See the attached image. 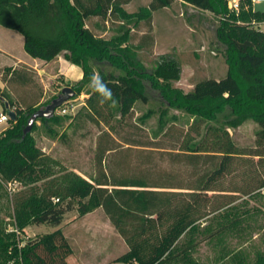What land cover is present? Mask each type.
<instances>
[{"label":"trees","instance_id":"16d2710c","mask_svg":"<svg viewBox=\"0 0 264 264\" xmlns=\"http://www.w3.org/2000/svg\"><path fill=\"white\" fill-rule=\"evenodd\" d=\"M174 1L149 0L138 11L129 12L124 6L131 0H0V26L23 36L29 56L49 62L64 54L82 67L83 78L74 87L73 98L84 92L95 75L92 65L108 61L126 71L116 75L97 70V75L112 90L115 103H99L97 93L90 88L81 105V115L103 124L114 142L162 150L172 163L191 168L190 178L184 181H179L172 171L158 178L136 172L118 174L110 169V162L108 165L104 156L105 151L117 149L108 147L98 156L100 171L91 179L73 171L58 174L33 132L41 120L53 133L54 125L62 124L66 116L38 118L32 131L24 136L29 116L52 99L42 101L40 93L29 102L13 100L0 88L4 111L9 108L15 111V118L10 117V125L0 133V184L18 183L23 187L12 197L14 218L20 229L28 224L59 226L75 204L80 215L102 207L129 245V250L116 258V262L172 264L190 248L179 250L181 238L196 228L199 221L229 205L230 201L218 204L211 201V192L223 190L217 185L232 170L234 159L264 158V30L257 26L264 22V13L255 11L251 2L244 8V0L239 12L228 7V0H183L219 19L217 36L226 45L229 64L224 76L203 78L184 92L172 86L183 73L177 54H159L154 70L148 72L135 58L141 45L122 47L130 36L127 26H138L143 21L151 24L153 11ZM90 18L119 23L121 35L108 39L97 34L88 25ZM146 37L153 43L152 35ZM1 78L5 83L15 80L23 86L30 81L24 64L5 65ZM146 78L157 85L169 106L194 115L186 129L178 131L171 125L157 140L139 132L140 125L133 122L134 104L148 101ZM227 107L233 116L226 120V125H219L216 120ZM166 113L164 109L162 116ZM151 114L149 110L140 119L145 121ZM116 116L119 119L114 123ZM249 119L260 126L256 146L241 147L233 141L228 127H238ZM170 136L173 138L169 146L164 145ZM257 177L256 184L245 192L264 186V172ZM72 253V246L60 227L28 240L24 246H19L12 234L0 233V264H69L67 258ZM250 264H264V252Z\"/></svg>","mask_w":264,"mask_h":264},{"label":"rangeland","instance_id":"374dc122","mask_svg":"<svg viewBox=\"0 0 264 264\" xmlns=\"http://www.w3.org/2000/svg\"><path fill=\"white\" fill-rule=\"evenodd\" d=\"M249 2L255 11L264 13V1L244 0L243 7L249 6ZM147 3V0H132L125 9L135 12ZM87 22L97 34L105 38L121 35L119 23L104 22L100 18H90ZM261 23L257 26L264 30ZM218 26L219 19L213 14L197 12L182 5L161 8L153 11L151 24L143 21L138 26H127L130 28V36L122 47L129 45L133 48V45H141L135 58L148 72L154 70L155 59L159 54H177L182 61L183 73L181 79L173 82L172 86L188 92L199 80L219 78L229 70L226 45L217 36ZM148 34L152 35L153 43L147 41ZM0 46L3 49L0 51V72L6 64H24L30 77L29 83L24 86L15 80L8 83L2 81L1 91L10 99L29 102L41 93L42 101H47L57 97L65 86L74 90L83 78L82 67L66 59L64 54L49 62L41 61L32 63L33 66L29 65L24 54L23 37L16 30L0 26ZM92 69L95 75L99 69L116 75L126 73L108 61L97 66L94 64ZM144 84L148 101H137L133 112V122L140 125L139 132L143 136L157 140L171 125L178 131L190 125L193 114L169 106L161 90L150 78H146ZM90 88L88 83L79 97L71 98L66 105L56 109L55 114L66 118L62 124L54 125L55 132L48 131L41 120L37 121L33 135L38 146L51 157L58 174L73 171L91 179L100 171L98 156L102 149L113 147L117 151H105L104 156L108 165L110 162V169L118 174L136 172L158 178L166 171H172L179 181L188 179L191 168L183 163H172L163 154L166 152L114 142L103 124H96L81 115L83 113L79 111ZM64 107L67 109L65 112ZM164 109L167 113L162 116ZM149 110H152L151 116L142 121L140 117ZM2 111L4 106L0 102V112ZM232 116L231 108L227 107L219 114L216 122L226 125V120ZM118 119L116 116L114 123ZM9 125L10 123H0V130ZM259 128V124L253 119L235 128L228 127L233 141L241 147L256 146ZM172 138L167 137L164 145L169 146ZM198 168L202 169V166ZM263 172L264 158L260 160L258 157L243 156L234 159L232 170L217 185L223 190L211 192V201L216 204L230 201L229 205L199 221L196 228L181 238L179 250L185 246L190 248L186 254H179L172 264L255 262L264 252V186L251 192L245 191L256 184L257 176ZM21 188L23 187L18 183L0 184V233L12 234L18 245L24 246L28 240L37 239L60 227L73 249V253L67 258L69 264H120L115 259L128 251L129 245L102 207L80 215L78 205L75 204L73 209L66 212L59 226L28 224L20 229L14 218L12 197Z\"/></svg>","mask_w":264,"mask_h":264},{"label":"water","instance_id":"95a60500","mask_svg":"<svg viewBox=\"0 0 264 264\" xmlns=\"http://www.w3.org/2000/svg\"><path fill=\"white\" fill-rule=\"evenodd\" d=\"M75 95L76 92L70 86H65L57 97L53 98L51 102H49L47 105L43 107H40L29 116L28 123L24 128V136H26L28 133L32 131L34 123L38 120V118L45 117L49 119L53 117L56 109L62 106L65 102H67L71 98H73ZM8 112L10 117L14 119L15 111L9 108Z\"/></svg>","mask_w":264,"mask_h":264},{"label":"clouds","instance_id":"9594fccd","mask_svg":"<svg viewBox=\"0 0 264 264\" xmlns=\"http://www.w3.org/2000/svg\"><path fill=\"white\" fill-rule=\"evenodd\" d=\"M90 87L95 93H97L99 97V103L104 104L107 101H112L115 103L113 100L112 90L103 83L99 75H93L90 78Z\"/></svg>","mask_w":264,"mask_h":264},{"label":"crops","instance_id":"0c3cea01","mask_svg":"<svg viewBox=\"0 0 264 264\" xmlns=\"http://www.w3.org/2000/svg\"><path fill=\"white\" fill-rule=\"evenodd\" d=\"M132 1V0H131ZM147 2H149V0H147ZM131 2H129L128 4H130ZM126 4L124 7L127 8L126 6L128 5ZM175 5H182V6H185L187 8H191L192 10H196L197 12H205L206 14L208 15H212V13L210 11H204V10H200V9H196L195 7H193V5L189 4V3H186L184 2L183 0H175L170 6H167L165 7V9H169L170 7L172 6H175ZM261 25H264V22L261 23ZM263 30V29H262ZM23 37V36H22ZM22 40V39H21ZM3 42V41H1ZM23 47H24V40H23ZM2 47L0 46V51H2ZM25 50V49H24ZM24 54H25V57L28 58L29 62H27L29 65H32V63H39L41 62L42 60L40 59H35V58H32V57H29V55L26 53V51H24ZM60 56V55H59ZM58 57V56H57ZM21 59H19L20 61ZM6 65H11V64H6ZM5 66V65H4ZM2 78H1V72H0V86L2 87ZM6 127L2 128L0 130V133L5 129Z\"/></svg>","mask_w":264,"mask_h":264},{"label":"built area","instance_id":"2783aa9c","mask_svg":"<svg viewBox=\"0 0 264 264\" xmlns=\"http://www.w3.org/2000/svg\"><path fill=\"white\" fill-rule=\"evenodd\" d=\"M252 1L259 2V1H264V0H252ZM228 7L235 12H239L241 9V0H228ZM63 105H66V102ZM63 105L60 107H63ZM66 110H67L66 107H64L63 111L65 112ZM9 118H10V115L8 111L0 112V123H9Z\"/></svg>","mask_w":264,"mask_h":264}]
</instances>
